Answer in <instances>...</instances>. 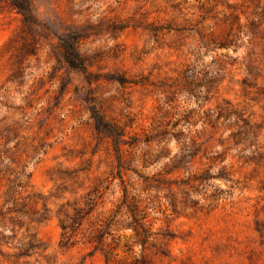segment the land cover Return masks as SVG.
I'll use <instances>...</instances> for the list:
<instances>
[{"label": "rangeland", "instance_id": "374dc122", "mask_svg": "<svg viewBox=\"0 0 264 264\" xmlns=\"http://www.w3.org/2000/svg\"><path fill=\"white\" fill-rule=\"evenodd\" d=\"M29 4L27 20L0 0V264H264V0ZM68 36L83 71L64 59ZM92 106L124 132L121 178ZM163 129L195 141L190 173L216 172L218 155L230 181L145 180L189 173L142 163V140ZM89 196L112 235L102 250L77 237L61 247V210ZM127 206L144 216V244L123 227Z\"/></svg>", "mask_w": 264, "mask_h": 264}, {"label": "trees", "instance_id": "16d2710c", "mask_svg": "<svg viewBox=\"0 0 264 264\" xmlns=\"http://www.w3.org/2000/svg\"><path fill=\"white\" fill-rule=\"evenodd\" d=\"M8 1L11 6L21 11L24 18H26L27 20L31 19L29 0ZM61 42L63 56L67 64L71 67L83 71L85 69L84 61L73 44V37L68 36L66 39H61ZM207 81L208 82H204V84L207 83L205 85V90H207L210 85V81ZM90 115L97 127V130L106 132L112 139V147L118 161L115 174L119 178H121V169L123 168L121 164V144H124L122 139L124 132L123 130H121V128L105 120L94 106L90 108ZM181 116V119L183 121H186L188 114L187 112L181 113ZM211 118L212 115L208 114L206 118H204V120L211 122ZM202 122L205 121L202 120ZM155 135H147L142 140L145 145V149L142 153V163L144 164V166L146 164L157 163L161 159L166 158L167 161L164 163V166L162 168L165 174H170L175 170H183L184 172H189L188 175L184 179L179 180V182L175 179L163 177L160 171L152 173L150 176H145V180H151V182H155V187H159L161 186V184H166V186H171L172 184H174L177 187H180V184L186 186L192 182L209 181L211 179H220L226 182L230 181L229 173L225 169L224 164H220L223 162V158H218V155H211L208 157L211 162L219 165L216 172L210 174L209 168H206L203 170V173L200 174L190 173V163L197 155L198 149L193 138L183 133L181 129L176 132H170L166 129H163ZM172 139H174V141L178 144L177 150L173 154H170L169 152L163 153V150L167 149V145H169ZM152 143H155L158 149H153ZM217 158L218 162H215L217 161ZM6 192L8 193V190ZM127 194V188L126 186H123L122 203L126 202ZM227 194H229L228 189L214 187L211 195L212 197L217 198L218 196H225ZM95 206V198L89 196L86 198L83 206L74 203L71 206L70 210H68L69 206L61 210L59 218V224L61 228L59 245L61 247H64L72 237H77L78 239H81L82 242L90 244L93 248L92 250H102L104 239L112 235L111 227L115 225L116 222H114L111 217L107 216L96 215L95 217H93ZM128 209L130 213V221L123 227L132 229L134 234L136 236H139V241L141 242V244H144L147 242L150 235L148 228L142 221V218H144V216L136 217L134 208L128 207Z\"/></svg>", "mask_w": 264, "mask_h": 264}]
</instances>
